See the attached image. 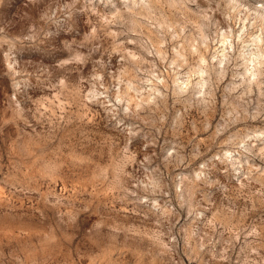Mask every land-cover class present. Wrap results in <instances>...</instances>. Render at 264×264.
<instances>
[{
  "label": "rangeland",
  "instance_id": "1",
  "mask_svg": "<svg viewBox=\"0 0 264 264\" xmlns=\"http://www.w3.org/2000/svg\"><path fill=\"white\" fill-rule=\"evenodd\" d=\"M25 13H33L28 0H11V3L3 0L0 4V29L3 30L0 37L11 39L19 36L23 25L21 17ZM216 18L220 19L219 14ZM144 35L145 39L156 43L150 30L144 29ZM112 39L111 36L105 37L100 42L102 47L107 48ZM159 47L162 54L171 55L163 53V49L168 47L166 43ZM125 49L128 54L136 52V46L131 43L126 44ZM219 49H224L219 54L221 61H225L226 57L242 56L234 61L238 67L225 64L229 71L219 88L223 90L237 74L249 82L255 101L260 92L258 84L264 82V33H259L256 43H248L242 52H237L234 40L227 45L221 41ZM219 49L215 45L194 43L190 53L180 51L182 61H173L183 64L178 70V82L171 69L165 73V78L172 75L173 87L177 88L194 83L200 79L194 75L195 71L198 68L204 71L210 58L215 64L214 53ZM5 51L7 44L0 50V245L7 248L21 243L25 246L30 244L28 256L33 264H41L42 260L44 264H229L219 256L226 248L229 249L231 264H242L240 248L244 237L241 229L256 227L259 230V227H264V158L257 156L245 165L246 168L251 166V180L248 176L233 178L236 173L229 175L225 171L228 165L215 162L217 170L208 173L206 178L219 180L228 191L223 192L218 186L205 187L202 181H195L190 186V200L185 193L188 202L183 207L176 192H184L189 182L183 177L191 179L192 170L198 169L206 157L186 159L184 165L176 168L162 166L161 171L173 177L179 188H174L170 194L171 211H165L164 201L169 197H163L157 201L159 207H153L149 213V205L137 207L120 200L122 193L109 183L117 176L116 152L125 141L119 132L108 126L107 113L95 98L89 96L91 85L87 79L92 75V63L79 66L83 69L82 73L77 70L65 74L67 95L61 96L50 87V82L54 84L61 71L53 66L51 60L45 59L43 64L48 78L37 80L35 66L27 61L38 57L25 53L23 57L17 56L18 64L14 65L7 60ZM111 51V65L115 67L110 66L109 70L118 73L117 61L121 52L114 45ZM57 56L60 59L69 58L68 53H58ZM100 57L101 53H96L93 59ZM103 59L109 60L106 53ZM201 59L205 61L203 65L199 64ZM165 63L167 61L161 62L158 67L162 70ZM80 75L84 77L83 83L78 79ZM155 75L159 77V72ZM17 85L19 91H16ZM164 86L167 87V84ZM14 94L16 101H20L21 107L26 109L23 119L14 112ZM130 95L135 99V92ZM82 97H85L83 103ZM216 100V108L207 115L212 123L219 119L217 109L222 108L220 92L216 93ZM37 106L46 118L50 117L54 122L58 118L63 125L58 139L42 138L41 134L51 125L31 119V112ZM167 110L172 114H181L183 127L180 139L185 153L191 156L192 146L197 143L204 151L208 143L207 133L202 130L201 120L204 117L197 107L173 106L170 100ZM236 127L264 131V120L240 121ZM22 128L26 134L23 138L20 135ZM80 130L93 138L91 144L78 143ZM168 136L167 132H162L159 144L148 149V154L154 156V164L155 157L159 156V147ZM252 143H255L256 149L260 148L259 140L249 141V144ZM129 151L134 155V162L128 164L124 171L132 173L138 169V162L144 159V155L139 153L135 140ZM5 181H8L7 186ZM21 186H27L30 191L24 192ZM58 199L61 200L60 206L56 205ZM69 204L71 207L67 206ZM69 212L74 213L76 224L81 227L60 231L58 216ZM97 224L100 225L99 231L111 234L103 243L91 234ZM85 229H88L87 235ZM171 235H175L177 240H170ZM85 240L87 252L84 251ZM209 240L219 241L215 243V252L209 251ZM228 241H232L231 246ZM261 256H264V249Z\"/></svg>",
  "mask_w": 264,
  "mask_h": 264
},
{
  "label": "clouds",
  "instance_id": "2",
  "mask_svg": "<svg viewBox=\"0 0 264 264\" xmlns=\"http://www.w3.org/2000/svg\"><path fill=\"white\" fill-rule=\"evenodd\" d=\"M2 3L3 0H0ZM28 4L32 5L33 13H25L21 17L23 25L19 36L11 39L0 37V50L7 44L4 55L14 65L18 64L17 56L23 57L25 53L38 57L27 61L35 66L37 80L48 78L43 64L45 59L51 60L53 66L61 71L56 82H50V87L61 96L67 95L65 74L77 70L82 73L83 69L79 66L92 63V75L87 79L91 85L89 96L95 98L107 113L108 126L119 132L125 141L116 152L117 176L115 180L109 181L118 193H122L119 195L120 200L137 207L149 205L147 211L151 213L153 207H159L158 200L169 197L164 205L165 211H171L170 194L179 186L173 177L161 171V167L176 168L184 165L186 159L200 156L206 159L198 165V169L192 170L191 179L183 177L189 182L184 192H176L182 201L181 207L188 202L185 193L190 200V186L195 181H202L205 187L218 186L219 190L228 191L219 180L206 178L208 173L217 170V161L229 166L225 169L229 175L236 173L233 178L248 176L251 180V166L246 168L245 165L257 156L264 158V131H249L247 128H237L236 125L240 121L257 118L264 120V82L258 84L260 92L255 101L251 85L246 78L237 74L221 90L219 84L229 71L225 64L238 67L234 61L242 56L226 57L225 61H221L219 54L224 49H219V43L223 41L227 45L230 40H234L237 52H242L248 43L255 44L258 34L264 33V0H28ZM217 14L220 19L216 18ZM144 29L152 32L155 44L145 39ZM0 32L3 30L0 29ZM108 36L113 38L112 42L103 48L100 42ZM129 43L136 46L135 53H127L125 45ZM165 43L168 47L163 49V53L171 55L162 54L159 45ZM194 43L215 45L219 49L214 53L216 62L213 64L210 58L204 71L198 68L194 75L200 79L194 83H186L182 88L173 87L172 75L177 76L178 82V70L183 66L173 61H182L180 51L190 53ZM113 45L121 52V58L117 61L118 73L109 70L110 66L115 67L111 65ZM58 53H68L69 58L60 59ZM96 53H101L99 59H93ZM104 53L108 55V61L103 59ZM163 61L167 63L162 65L161 70L158 65ZM204 63L203 59L199 61L200 65ZM170 69L172 75L165 78V73ZM157 72L159 77L155 75ZM78 79L84 82L82 75ZM16 91H19L18 85ZM133 92L136 94L135 99L130 95ZM217 92L221 94L222 108L217 109L219 119L212 123L207 115L216 108ZM84 99L81 98V103ZM12 100L15 104L14 112L23 119L26 109L21 107L20 101H16L15 94ZM170 100L173 106H196L200 111L204 117L201 120L202 130L207 133L208 140L204 151H201L197 143L192 146L191 156L185 153V146L180 139L183 127L180 123L181 114H172L167 110ZM31 119L51 125L41 134L43 139L56 140L63 132V125L58 122V118L56 122L50 117L46 118L39 106L31 112ZM162 132H167L169 136L160 145L159 156L155 157L154 164V156L148 154V149L159 144ZM20 135L22 138L26 136L23 128L20 129ZM133 140L137 141L138 151L144 155V159L138 162V169L128 173L124 168L134 162V155L129 151ZM255 140H259V149H256L255 143L249 144V141ZM92 141L93 138L85 131H79L78 143L91 144ZM20 149L23 151V144ZM7 183L5 181L6 186ZM21 190L26 193L30 191L27 186H21ZM56 205H61L60 199ZM67 206L71 207L70 204ZM57 227L67 232L81 225L76 224L74 213L69 212L59 214ZM99 228L97 224L91 234L103 243L111 234L99 231ZM87 233L88 229H85ZM241 233L244 237L240 248L242 264H264V256H261V250L264 249V227H259V230L256 227L241 229ZM170 240L176 241L177 237L171 235ZM218 242L209 240V251L215 252V243ZM83 243L84 251L87 252V241ZM227 243L232 245V241ZM29 251L30 244L25 246L21 243L7 248L0 245V264H33L28 256ZM219 256L231 264L228 248ZM41 264H44L43 260Z\"/></svg>",
  "mask_w": 264,
  "mask_h": 264
},
{
  "label": "bare ground",
  "instance_id": "3",
  "mask_svg": "<svg viewBox=\"0 0 264 264\" xmlns=\"http://www.w3.org/2000/svg\"><path fill=\"white\" fill-rule=\"evenodd\" d=\"M254 55V54H253ZM255 55H256V53H255Z\"/></svg>",
  "mask_w": 264,
  "mask_h": 264
}]
</instances>
